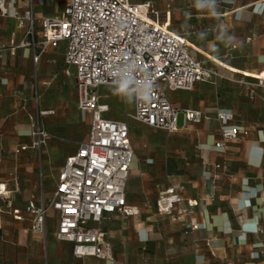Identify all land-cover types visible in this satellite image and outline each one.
Returning <instances> with one entry per match:
<instances>
[{"label":"crops","instance_id":"0c3cea01","mask_svg":"<svg viewBox=\"0 0 264 264\" xmlns=\"http://www.w3.org/2000/svg\"><path fill=\"white\" fill-rule=\"evenodd\" d=\"M55 1L31 0L34 18L48 16L46 6ZM130 1H150L175 33L191 38L189 44L203 59L195 57L217 75L197 82L192 90L170 91V101L181 116L176 131L130 122L133 161L125 196L139 213L114 214L103 220L113 250L112 259L104 260L74 259L71 244L55 236L53 210L48 212L43 233L31 229L27 200L52 198L56 181V176L50 180L56 170L50 159H42L30 148L37 110L52 109L38 103L35 86L57 83L64 50H58L59 45L50 48L35 64L29 37L12 15L14 10L26 9L27 0H4L8 13L0 15V264H264V0ZM99 97L109 106L100 91ZM62 104L56 106L60 110L57 123L50 116L40 118L52 135L47 142L51 153L66 148L57 142L82 141L88 133L73 127L77 100ZM127 105L125 115L134 112V96ZM185 109L200 111L201 120L187 122ZM221 110L232 112V125L241 134L217 149L216 113ZM68 111L75 112V117L68 120ZM110 112L109 106L106 117L122 120ZM67 124L69 130L60 129ZM215 164L223 168L216 169ZM171 184L183 185L184 196L197 201L195 244L183 234L181 224L155 213L159 192ZM249 224L256 226L255 232L245 231Z\"/></svg>","mask_w":264,"mask_h":264},{"label":"built area","instance_id":"2783aa9c","mask_svg":"<svg viewBox=\"0 0 264 264\" xmlns=\"http://www.w3.org/2000/svg\"><path fill=\"white\" fill-rule=\"evenodd\" d=\"M7 13L4 0H0V15ZM12 15L29 37L35 64L48 49L65 43L63 74L70 77L69 68H74L77 106L89 115L87 137L75 142V150L64 158L52 198L32 196L27 200L25 212L32 217L31 229L43 233L48 212L53 210L57 214L55 236L71 244L74 259L111 260L113 250L102 228L103 220L114 214L134 216L139 209L128 205L125 196L133 161L129 126L127 120L106 117L109 106L100 102L99 88L119 87L127 80L124 93L133 94L134 112L125 117L171 133L177 130L178 110L168 92L192 90L197 82L217 75L216 71L195 57L186 38L161 20L150 1L69 0L61 17L36 20L32 2L27 0L26 9L14 10ZM147 81L151 88L148 98L142 99ZM253 95L249 90V98ZM54 113L53 109L37 110L33 119L30 148L39 157L52 138L40 118ZM183 117L187 122H199L201 112L185 109ZM216 118L219 140L214 146L220 149L241 132L232 125V112L217 111ZM215 168L223 167L215 164ZM183 191V185L171 184L159 192L154 209L157 216L181 224L183 234L191 236L195 244L194 233L199 229L194 218L197 201L186 198Z\"/></svg>","mask_w":264,"mask_h":264},{"label":"rangeland","instance_id":"374dc122","mask_svg":"<svg viewBox=\"0 0 264 264\" xmlns=\"http://www.w3.org/2000/svg\"><path fill=\"white\" fill-rule=\"evenodd\" d=\"M69 0H56L54 3H49L47 9H49V15L50 17H61L63 15V11L65 6L68 4ZM187 41H190L191 43V38L185 37ZM65 43L60 42L58 46V50H64ZM193 54H195V51H193ZM196 57L203 59L202 55L200 53L196 52ZM64 62V59H63ZM69 71L71 73L70 77H65L63 74V69L58 70L57 72V80L56 82L58 83H53L52 85H40L37 83V95H38V103L41 104H46L48 106H51L52 109L55 110V114L53 116H50V118L55 122L60 110L57 109L56 106L59 107L61 103L62 107H65L66 105L68 106L70 102L73 100L76 101L78 98V92L75 84V70L73 67L69 68ZM52 77V76H51ZM100 95L106 100V102L109 104L111 108V114L115 116V118H119L122 120H127L129 124V131H130V136L132 135V128L130 125V122H134L131 119H127L124 115L127 111L128 103L131 102L133 94L132 93H121L119 91L118 86L114 85H104L99 88ZM171 92H168V97L171 100ZM69 108V107H68ZM65 116H67L68 120L70 118L75 117V112L68 111L65 113ZM180 115L178 116V119H180ZM52 123V124H53ZM88 123H89V115L86 113L78 112V118H77V123L73 127H77L79 129H82V132L84 135L86 134V131L88 129ZM56 128V127H55ZM54 129V127H53ZM60 129H63V131L69 130L70 125L67 124L66 127H60ZM58 132V131H57ZM59 133V132H58ZM63 136V135H62ZM64 137V136H63ZM67 138V137H66ZM53 140V139H52ZM64 145L66 148L58 152L51 153V151L47 150L49 146L47 145L45 149V153H42L41 158L43 159L44 157H48L51 162V166L53 168H57L61 165L65 154L66 153H71L75 149V143L72 141L64 140L62 143L57 142V146ZM48 152V153H47ZM50 156V157H49ZM56 170L53 171V175L51 176L50 180L53 182L54 179L52 177L57 178L56 175ZM44 182V181H43Z\"/></svg>","mask_w":264,"mask_h":264},{"label":"clouds","instance_id":"9594fccd","mask_svg":"<svg viewBox=\"0 0 264 264\" xmlns=\"http://www.w3.org/2000/svg\"><path fill=\"white\" fill-rule=\"evenodd\" d=\"M127 83H128L127 80H125V81H123V82L120 83V85H119V91L121 93H123V92L126 91V89H127ZM150 88H151V82L150 81L145 82V85H144V93L141 95V98L142 99H147L148 98L147 93H148V91H149ZM244 228H245V231H253V232L256 231V226L253 225V224L245 225Z\"/></svg>","mask_w":264,"mask_h":264}]
</instances>
